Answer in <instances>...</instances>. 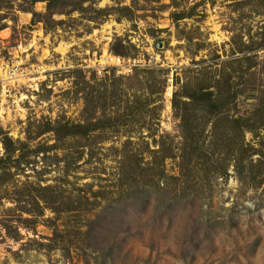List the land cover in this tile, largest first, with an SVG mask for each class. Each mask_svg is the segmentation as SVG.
Returning a JSON list of instances; mask_svg holds the SVG:
<instances>
[{"label":"rangeland","instance_id":"374dc122","mask_svg":"<svg viewBox=\"0 0 264 264\" xmlns=\"http://www.w3.org/2000/svg\"><path fill=\"white\" fill-rule=\"evenodd\" d=\"M34 1L0 0V160L5 138L31 160L0 164V264H264V0ZM227 78L241 95L185 153L175 94Z\"/></svg>","mask_w":264,"mask_h":264},{"label":"trees","instance_id":"16d2710c","mask_svg":"<svg viewBox=\"0 0 264 264\" xmlns=\"http://www.w3.org/2000/svg\"><path fill=\"white\" fill-rule=\"evenodd\" d=\"M44 2H46L48 5L47 11L50 16L53 17L56 14L63 15L62 13L58 12L59 8L62 5H64L63 0H45ZM86 2L87 1L79 2L77 4V7L74 8L73 10L80 11ZM33 3L35 4L37 3V1L35 0ZM173 19L175 21H179V20H182L183 18L181 17V15L176 14L173 16ZM234 45H236V43L232 45L233 49H235ZM247 51H250V49L248 48ZM113 53L116 55H121L120 50H117V51L113 50ZM241 53H245V52L242 51ZM221 84H222V87L217 86L218 93L212 92L211 88H199L195 90L194 92L186 91L183 95H181L182 99H179L178 95L175 94L174 99L172 101L173 111H174L175 117L180 121L181 129L183 130V133L185 135L184 141L187 146L185 149V153L189 150L190 151L189 154L193 155L195 153L194 152L195 146L196 147L199 146L195 141L199 142L201 140L200 137L199 138L197 137L199 135V133L197 132V129L192 127V124L196 121L193 117L199 116V112H201L202 109H206L207 110L206 115H208L209 122L214 121V119H216L217 117L221 115L223 101L229 100L232 103H235L238 100L239 96L241 95V92L237 89V87L239 86L235 83L233 84L230 78L225 79L223 82H221ZM226 95L227 97L225 98ZM216 96L221 98L219 102L217 101L218 98ZM225 121H227L228 123H232L231 124L232 134L234 136H237L238 138L241 137L242 139L243 136L245 135V132L247 131L253 132V128H249L251 125L248 126L247 124L248 122L252 121L251 119L244 120L241 118H233L230 121L229 117H227ZM213 125L214 127L212 129L214 130L217 129L215 127L218 125H215V124ZM99 126H100V122L97 125L94 124V125H89L86 127L79 126V127L70 128V127L65 126L62 130L60 129H59L60 131L53 130V132H55L56 135L62 140L70 135L80 134L82 136H85V135H88L89 133L96 132L99 129ZM154 143H155V146L158 148V151H155V154L162 155L164 151L166 150L164 143H161L159 141L158 142L154 141ZM19 145H20L19 143L13 141L10 138L4 139L3 147H4L5 152H4L3 159L0 160V164L4 166L7 165V166L5 168L6 170L5 174L3 173V176H1L2 178L6 176L7 173H9L11 170H21L22 166H25L26 168L30 164L31 160H29L28 154H22V152L26 148H24V146L22 145L21 146ZM244 160L245 158L243 156H240V157L236 156V158L231 161L234 165H236L237 171H239V173L242 170L241 164L244 162ZM1 180L2 179L0 178V181ZM34 189L36 192L37 191L48 192L49 190L47 188H41L40 185L39 187L34 188ZM40 200L41 199L38 200V197H37L34 203V208L38 212L37 214H35V216L43 215V210L41 209V206H40L41 205ZM45 203H47L50 209L52 208L51 204H49L46 201Z\"/></svg>","mask_w":264,"mask_h":264},{"label":"built area","instance_id":"2783aa9c","mask_svg":"<svg viewBox=\"0 0 264 264\" xmlns=\"http://www.w3.org/2000/svg\"><path fill=\"white\" fill-rule=\"evenodd\" d=\"M125 61L113 56H106L103 61L100 62L96 72L99 76L108 73V71L114 67L124 66Z\"/></svg>","mask_w":264,"mask_h":264},{"label":"bare ground","instance_id":"6f19581e","mask_svg":"<svg viewBox=\"0 0 264 264\" xmlns=\"http://www.w3.org/2000/svg\"><path fill=\"white\" fill-rule=\"evenodd\" d=\"M170 93V92H169Z\"/></svg>","mask_w":264,"mask_h":264}]
</instances>
